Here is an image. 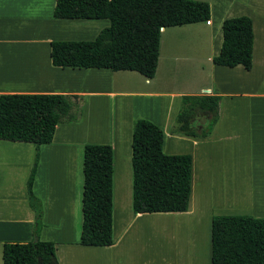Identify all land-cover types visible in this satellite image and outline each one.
Masks as SVG:
<instances>
[{"label":"crops","instance_id":"1","mask_svg":"<svg viewBox=\"0 0 264 264\" xmlns=\"http://www.w3.org/2000/svg\"><path fill=\"white\" fill-rule=\"evenodd\" d=\"M192 1L209 6L210 23L163 29L156 73L145 79L134 72L52 65V42L93 41L109 26L104 23L108 20L54 19L55 0H0V96L81 99L79 121L58 124L52 142L39 148L32 185L42 207L39 240L55 245L57 264H112L102 255L117 244L118 185L123 188L127 213L133 214L131 140L136 120H146L162 131L164 154L191 156L192 181L187 212L134 217H191L198 210L208 211L211 199V209L229 207L227 211L264 218V0ZM238 17L252 22L250 71L212 63L221 48L223 21ZM207 48L205 60L178 56L186 51L188 56L197 55ZM204 76L208 83L197 86ZM184 96L220 97L218 121L207 137L172 132ZM203 119H199L202 125ZM86 145L112 148L113 245L109 247L79 244ZM34 157L32 144L0 141V264L4 244L33 240L34 212L26 183ZM215 188L216 193L220 188L224 194L230 192L229 199L217 201Z\"/></svg>","mask_w":264,"mask_h":264},{"label":"trees","instance_id":"2","mask_svg":"<svg viewBox=\"0 0 264 264\" xmlns=\"http://www.w3.org/2000/svg\"><path fill=\"white\" fill-rule=\"evenodd\" d=\"M58 20H108L93 41L50 44L54 67L134 72L145 79L156 73L163 29L206 23L209 6L192 0H55ZM222 43L216 66L246 71L252 68L253 31L247 17L221 25ZM218 96H184L172 132L205 138L218 121ZM81 99L66 95H1L0 141L28 143L35 157L26 183L34 212L33 240L6 243L2 264H57L55 245L39 240L42 207L32 193L39 148L52 142L56 126L78 122ZM200 117L205 123L202 125ZM203 121V122H204ZM163 133L146 120L132 127L133 214H170L188 211L192 158L166 155ZM82 227L79 244L109 247L112 236V148L86 145L83 153ZM210 264H264V218L215 216L210 227Z\"/></svg>","mask_w":264,"mask_h":264},{"label":"rangeland","instance_id":"3","mask_svg":"<svg viewBox=\"0 0 264 264\" xmlns=\"http://www.w3.org/2000/svg\"><path fill=\"white\" fill-rule=\"evenodd\" d=\"M104 23L109 25L108 21ZM207 52L208 48L197 55L188 56L186 51L183 54L179 53L178 56L205 60ZM194 63L198 65V62L194 61ZM203 66L205 68L207 64L204 62ZM199 70L201 72V69ZM188 74L194 75L190 72ZM206 83L208 82L205 76L200 77L197 86ZM189 91L191 90L189 89ZM204 178L206 179V176ZM117 191L118 197L121 198H118L120 207L116 211L117 225L114 240L117 244L112 252L109 251L102 255L111 259L112 264H210L211 218L215 216H244L243 214L247 216L248 214L247 212H235L237 210L234 207L235 211L233 212L227 211L230 209L229 207L224 210L211 209L213 204L210 199L208 200L210 201L208 211L198 210L191 217H182L176 214L171 216L145 215L143 218L137 219L132 213L128 214L125 209L126 201L123 199L122 185H118ZM212 191L213 195L217 199L219 198L217 201L223 203V200L229 199L230 192L224 194L225 191L221 188L217 193L216 188ZM208 194L210 198L209 191L206 193L207 199ZM245 200L244 202H249L247 198Z\"/></svg>","mask_w":264,"mask_h":264},{"label":"built area","instance_id":"4","mask_svg":"<svg viewBox=\"0 0 264 264\" xmlns=\"http://www.w3.org/2000/svg\"><path fill=\"white\" fill-rule=\"evenodd\" d=\"M210 22L207 21V25L209 24Z\"/></svg>","mask_w":264,"mask_h":264},{"label":"bare ground","instance_id":"5","mask_svg":"<svg viewBox=\"0 0 264 264\" xmlns=\"http://www.w3.org/2000/svg\"><path fill=\"white\" fill-rule=\"evenodd\" d=\"M177 260V259H176Z\"/></svg>","mask_w":264,"mask_h":264}]
</instances>
